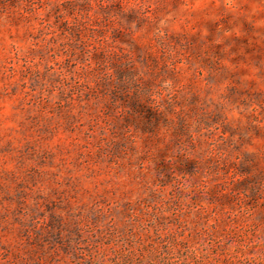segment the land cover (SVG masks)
<instances>
[{
  "label": "rangeland",
  "instance_id": "1",
  "mask_svg": "<svg viewBox=\"0 0 264 264\" xmlns=\"http://www.w3.org/2000/svg\"><path fill=\"white\" fill-rule=\"evenodd\" d=\"M0 264H264V0H0Z\"/></svg>",
  "mask_w": 264,
  "mask_h": 264
}]
</instances>
